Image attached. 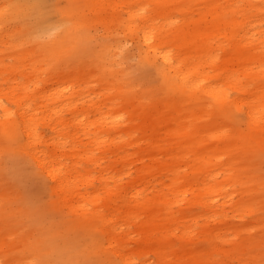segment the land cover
Returning <instances> with one entry per match:
<instances>
[{
	"label": "rangeland",
	"instance_id": "rangeland-1",
	"mask_svg": "<svg viewBox=\"0 0 264 264\" xmlns=\"http://www.w3.org/2000/svg\"><path fill=\"white\" fill-rule=\"evenodd\" d=\"M81 2L0 0V264H125V254L130 264H264V149L251 138L255 126L231 105L247 94L234 79L223 83L211 73L207 86L222 82L230 109L210 124L228 125L230 133L220 139L202 128L208 117L189 120L194 138L206 140L203 148L213 145L210 154L218 156L215 165L198 174L200 151L186 145L191 136H171L164 125L135 110L140 103L147 111L185 101L195 96L194 89L173 87L161 60H146L152 54L127 34L125 0L102 10L87 9ZM185 4L192 11L176 10L172 16L193 29L205 9L192 0ZM112 14L106 25L101 18ZM212 17L206 16V22ZM261 18L264 11L254 17ZM247 23L252 33L253 17ZM256 26L264 30V22ZM255 37L248 48L263 51L264 35ZM225 39L220 35L212 44L224 45L215 52L217 66L236 53ZM166 41L165 50L185 58V41L172 36ZM201 59L193 55L182 61L188 68L200 66L199 72L191 71V80L210 70ZM227 66L238 68L235 60ZM257 70L247 73L244 82L261 94L264 74ZM116 78L126 96H118ZM132 95L140 101L132 103ZM115 96L120 99L113 100ZM198 97L213 110L222 108L212 93ZM27 105L28 114L22 117ZM113 107L133 116L116 122ZM203 108L189 105L187 112L201 115ZM164 113L178 115L173 107ZM29 152L76 184L67 192L58 190V181ZM144 163L154 166L149 171ZM163 164L178 168L176 178L187 172L178 188ZM146 196L152 197L150 209L158 210L153 216L139 205Z\"/></svg>",
	"mask_w": 264,
	"mask_h": 264
},
{
	"label": "bare ground",
	"instance_id": "bare-ground-1",
	"mask_svg": "<svg viewBox=\"0 0 264 264\" xmlns=\"http://www.w3.org/2000/svg\"><path fill=\"white\" fill-rule=\"evenodd\" d=\"M76 1V0H73ZM81 5L88 8H92L93 10H102L110 5H118V1L116 0H81ZM194 2H198L201 9H205L199 15L198 25L193 29H188L187 26L179 22L177 19H174L172 16L173 11L176 10H190L192 11L191 6H186L185 0H125L121 4L124 5L126 9V14L130 17L129 21H127L126 30L127 34L131 36V39L134 42H138L141 46H143L148 55L152 54V56H148L146 58L147 61H151L153 59H160L164 65V76L167 80H170V83L175 88L182 89H194L195 96L193 98H186L185 101H170L166 104H160L154 110L144 111L142 109L143 104L135 105V110H142V117L147 118L151 121H158L160 124L164 125L167 129V133L171 136H191L189 140L186 141V145H195L200 152L196 154L197 161L201 162L202 165H198L195 169L199 174L202 170L206 168V166H213L216 164L217 157L210 154L213 149V145H208L206 148L204 147L203 142L194 138V134H192L191 128L189 127V120L192 118L202 119L204 117L209 118V123L203 125V129L208 134H215L217 138L226 139L229 136V126L223 125L220 126L216 122L210 124L213 119L221 116L223 114H228L229 112V96L224 88L223 84L225 79H234L235 86L242 93L247 94L246 100L244 99H234L232 100V107L235 106L239 109L240 112H243L245 119L248 120L250 126H255V129L250 132L251 138L254 139L258 146L264 149V132L261 129L262 126L259 125L260 119L264 117V92L261 94L252 93L250 89V84L248 82H244V77L249 73L253 74L254 68L260 70L257 72L264 74V50H261V47H256L254 50H250L248 47L254 45V41L257 40L255 36L264 35V30L260 31L257 28V23L264 22V18L254 19L261 15L262 11H264V0H257L260 4H255L254 0H192ZM121 2V1H120ZM154 5V8L151 9V6ZM248 6L250 10L244 9L243 7ZM212 14V22H206V16ZM114 14L103 17L101 20L109 25L112 23ZM253 17V28L254 31L249 32L247 27V22L252 20ZM162 19L169 20V22H162ZM88 21L91 19H87ZM118 21V20H116ZM121 22V20H120ZM204 23L205 27L201 26ZM225 37V42H228L229 45L232 43V48L235 50L234 53L229 58L226 56L225 59H222V65L217 66L219 61V56L215 53L217 50H224V45H220L217 48H213V41L218 36ZM172 36L173 39L178 40L179 42L185 41L184 46L186 47V56L182 59L181 55L175 57L172 54V50H165L164 47L168 43L166 41L167 37ZM203 39V40H201ZM260 42L264 43V38L260 40ZM199 43V44H198ZM190 45V46H189ZM190 47L187 51V48ZM264 45L262 46V48ZM103 50V49H102ZM57 51V50H56ZM193 55H198L202 57L200 62L201 65H207L210 69L209 71L204 70V73L200 72V79L191 80V71L197 72L200 68L199 65H193L191 68H188V64H182L183 60L189 59ZM100 61L103 63L106 62L105 53H101L98 56ZM236 61L238 65L237 70L233 71L227 66L229 63ZM203 61V62H202ZM52 62V59H51ZM53 63V62H52ZM101 63L103 66L104 64ZM113 62L111 63V65ZM253 66V67H252ZM183 67L187 69L184 70ZM199 72V71H198ZM211 73H214L216 77L219 79L223 78L220 84H214L207 86V83L211 77ZM117 85H114L115 90L118 92V96H126L124 91V85L119 83L121 78H116ZM201 92H209L212 93L218 100L223 104L222 108L218 110L211 109L209 103L205 105L198 98V93ZM59 94L61 92H58ZM63 94V93H62ZM118 96L113 97V100H118ZM132 103H136L140 101V98L132 95L130 97ZM205 103V102H204ZM20 105H22L20 103ZM189 105L193 107L199 108L204 106L203 110H199L203 114H198L197 112H187ZM207 106V107H206ZM177 112V116L173 117L168 113H164L166 110H170L172 108ZM29 106L23 107L22 117H26L28 114ZM117 112V120L116 122H123L127 115L133 116L129 111L125 109H120V107H113ZM124 110V111H122ZM186 112V115L184 113ZM59 113V112H57ZM160 114L159 117H156ZM35 115L30 116V120L34 118ZM136 118V117H134ZM157 118V119H154ZM85 120H79L80 123ZM194 121V120H193ZM177 125V126H175ZM196 126H200L194 124ZM201 127V126H200ZM31 135L30 133L28 134ZM130 139H133V136H129ZM206 143V142H205ZM263 144V145H262ZM234 145V143H232ZM232 147V146H229ZM248 150L247 146H244V153ZM209 152V153H208ZM32 158L35 160L37 166L43 169L51 180L58 181V185L56 188L60 189L61 192H67L71 187L76 184L71 177H66L62 174V170L55 166H48V161L44 158L36 156L35 153H31ZM181 156H184L185 152L181 151ZM199 159V160H198ZM220 161H223V158L220 157ZM197 165V162H196ZM229 167L233 166V162H228ZM154 165H149L144 163V168L150 171ZM164 171L172 176V182L174 184V188H178V180L184 177L187 172L184 170L178 178L176 175L178 174V168L172 169L170 165L163 164ZM159 167V166H157ZM186 166L185 169H187ZM210 190H214L212 187ZM138 191L134 195H138ZM197 196H202V194H198ZM139 197V196H132ZM164 199V196H162ZM152 197L146 196L143 197L139 202V205L143 209H150L152 204ZM217 202V201H216ZM150 215L153 216L158 210L155 207L154 209H150ZM113 220V218H112ZM146 225V223H145ZM114 227V226H113ZM123 229V227L119 228ZM129 228L128 230H130ZM124 231V230H123ZM111 239L112 236H111ZM125 264H130L131 257L127 254L121 256Z\"/></svg>",
	"mask_w": 264,
	"mask_h": 264
}]
</instances>
